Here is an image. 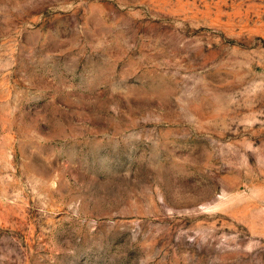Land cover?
Listing matches in <instances>:
<instances>
[{"label": "rangeland", "instance_id": "obj_1", "mask_svg": "<svg viewBox=\"0 0 264 264\" xmlns=\"http://www.w3.org/2000/svg\"><path fill=\"white\" fill-rule=\"evenodd\" d=\"M0 264H264V0H0Z\"/></svg>", "mask_w": 264, "mask_h": 264}]
</instances>
